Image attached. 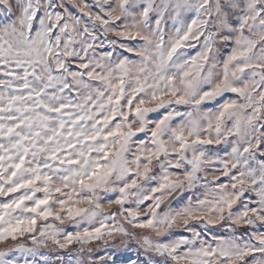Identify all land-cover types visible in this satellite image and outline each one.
Wrapping results in <instances>:
<instances>
[{
  "label": "snow or ice",
  "instance_id": "6c2138e0",
  "mask_svg": "<svg viewBox=\"0 0 264 264\" xmlns=\"http://www.w3.org/2000/svg\"><path fill=\"white\" fill-rule=\"evenodd\" d=\"M0 264H264V0H0Z\"/></svg>",
  "mask_w": 264,
  "mask_h": 264
}]
</instances>
